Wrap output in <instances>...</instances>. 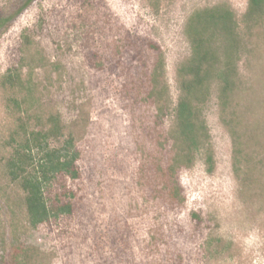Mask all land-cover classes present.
I'll return each mask as SVG.
<instances>
[{"label": "rangeland", "instance_id": "374dc122", "mask_svg": "<svg viewBox=\"0 0 264 264\" xmlns=\"http://www.w3.org/2000/svg\"><path fill=\"white\" fill-rule=\"evenodd\" d=\"M78 1L34 0L18 12L19 0H0V6L17 4L10 5L15 16L0 35V264L8 248L19 243L38 250L36 264H118L110 251L114 237L127 242L131 231L139 253L146 252L152 230L161 227L164 233L182 229L176 249L190 254L186 264H264V146L256 148L248 181L237 176L232 138L212 96L204 117L214 168L210 171L205 153L199 154L179 178L184 207L166 214L162 202L168 201L161 187L152 188L148 180L149 174L159 175L147 161L153 147L143 130L153 120H145V110L119 96L111 79L106 81L105 74L87 65L82 29L73 23L81 7ZM221 2H229L241 20L248 0H104L100 14L111 35H142L160 47L174 108L179 96L177 69L191 55L186 22L195 10ZM34 28L23 68L25 80H31L29 103L45 117L61 114L65 133H75L82 152L79 185L85 196L70 224L36 230L28 224L20 188L5 170L6 140L14 117L9 92L1 84L8 67L16 64L14 48ZM258 51L256 58L242 61L241 73L250 81L245 94L247 122L264 141V42ZM104 83L109 84L107 93H102ZM161 125L170 129L172 117ZM157 155L158 160L164 158ZM165 250L162 246L153 258L160 260Z\"/></svg>", "mask_w": 264, "mask_h": 264}, {"label": "trees", "instance_id": "16d2710c", "mask_svg": "<svg viewBox=\"0 0 264 264\" xmlns=\"http://www.w3.org/2000/svg\"><path fill=\"white\" fill-rule=\"evenodd\" d=\"M33 1L19 0L17 4L22 7L18 12ZM78 2L82 8H78L73 23L82 29L87 65L105 74L106 81L111 79V86L119 96L145 110L142 116L145 120H153L143 130L154 150L150 149L147 161L150 167H157L159 175L149 174L148 180L152 188L161 187L163 198L168 201L162 202L164 212L169 214L184 207L179 178L195 164L199 154L205 153L210 171L214 168L211 136L204 117V107L212 96L217 99L220 118L232 138L235 173L248 181L256 148L263 147L264 141L247 122L249 107L245 104V94L250 81L243 78L241 63L256 58L260 42H264V0H248L241 20L229 2L200 8L190 15L184 33L191 55L177 69L179 96L174 108L170 104V87L160 47L142 35H111L100 14L104 0ZM17 4L0 6V35L15 16L10 5ZM32 34L35 28L33 33L25 32L14 48L16 64L8 67L1 84L9 92L7 102L14 117V129L6 140L5 170L10 182L20 188L28 224L36 230L52 224H70L82 209L85 196L79 185L83 180L82 152L77 147L75 133H65L61 114L45 117L29 103L33 95L31 80H25L23 68L34 43ZM108 85L104 83L102 93H107ZM169 116L171 128L162 129L161 123ZM144 147L147 149V145ZM159 153L164 156L161 160L157 159ZM193 217L197 216L193 214ZM161 229L152 230L146 252L139 253L135 233L131 231L127 242L114 237L110 251L117 263L186 264L190 254L177 247L182 229L175 233L173 230L164 233ZM162 246L166 250L160 260H155L153 255L160 253ZM38 256L34 247L13 244L3 263L36 264Z\"/></svg>", "mask_w": 264, "mask_h": 264}]
</instances>
